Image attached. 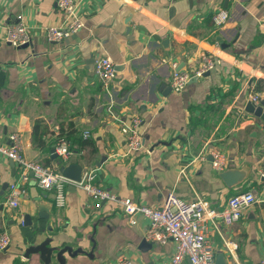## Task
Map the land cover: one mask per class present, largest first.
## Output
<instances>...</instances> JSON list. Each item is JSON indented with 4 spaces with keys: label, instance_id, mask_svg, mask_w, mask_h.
<instances>
[{
    "label": "crops",
    "instance_id": "1",
    "mask_svg": "<svg viewBox=\"0 0 264 264\" xmlns=\"http://www.w3.org/2000/svg\"><path fill=\"white\" fill-rule=\"evenodd\" d=\"M75 1L84 26L50 42L44 29L67 19L58 0H0V145L20 132L25 156L53 166L51 147L64 137L88 162L96 184L148 206H160L174 190L221 210L232 195L253 188L259 201L233 225L209 221V239L216 258L223 253L227 264H259L264 119L246 105L253 102L251 94L260 93L261 100L264 95L256 89L264 80V0ZM221 11L229 19L219 27L214 17ZM19 16L32 34L26 47L6 39ZM204 51L219 58L217 67L181 92L170 89L173 73L179 68L194 73ZM104 56L122 67L110 82L95 72V61ZM135 116L142 119L144 147L131 152L123 127ZM36 126L44 146L35 142ZM85 130L90 137H84ZM213 148L226 154L229 166L247 164L248 178L228 187L212 165ZM18 175L15 161L0 153V235L7 232L11 239L0 252V264H43L39 254L28 259L24 253L47 238L51 245L77 251L74 257L66 252L65 264L121 258L169 264L176 253L173 240L160 244L147 238V217L138 215L131 223L121 205H97L74 183L66 185V205L58 206L56 191L31 178L21 185L19 206L13 207L10 185ZM39 203L52 204L51 223L38 217ZM27 214L32 225L25 223ZM52 264H58L55 254ZM182 264L192 262L185 258Z\"/></svg>",
    "mask_w": 264,
    "mask_h": 264
},
{
    "label": "built area",
    "instance_id": "2",
    "mask_svg": "<svg viewBox=\"0 0 264 264\" xmlns=\"http://www.w3.org/2000/svg\"><path fill=\"white\" fill-rule=\"evenodd\" d=\"M59 7L66 12L67 19L60 25H49L45 30V36L50 42H61L66 37L78 32L84 26V20L78 14V6L75 0H58ZM229 19L226 11L219 12L215 17V24L222 27ZM6 39L12 45L19 47L32 41V34L28 26L19 21L8 26ZM219 58L214 53L204 51L201 54V63L194 73L187 71H175L170 81L172 90L181 92L190 83L193 76L200 77L206 72H211L219 64ZM95 72L104 82L112 81L117 75L116 63L110 56L100 57L95 61ZM254 103L261 101L260 93L251 94ZM142 119L135 116L130 125L123 127L128 135V148L136 152L144 147V138L141 133ZM84 137H90V131H84ZM23 134L13 132L10 135V143L0 145V153L15 161L19 167L18 178L10 185L9 204L19 206V197L24 190L22 184L35 178L38 185L47 190L56 191V203L58 206L66 205V185L74 183L84 189L87 194L97 200V205L104 201L115 202L121 205L131 223L136 222L138 215H144L150 221L147 230V238L151 241L165 244L170 240L176 243V253L169 264H182L188 258L192 264H216V249L209 239V221L214 225L219 222L225 225H233L245 215L246 211L259 201L257 192L253 188L232 195L221 210L211 206L209 200L196 198L188 200L182 198L174 190L167 192L160 206H148L131 197H121L110 189L104 188L94 182L93 172H88L82 182H73L63 176L53 166L42 164L37 160L28 158L24 154ZM57 153L65 159L73 154L69 142L62 137L57 143ZM212 165L217 172H223L229 166L226 154L218 148H213ZM185 174V169L181 174ZM260 176L264 178V168L260 170ZM11 239L7 232L0 235V252L6 250ZM229 246V244H228ZM233 249L236 245L232 246ZM107 264H132L128 258H121ZM259 264H264V257Z\"/></svg>",
    "mask_w": 264,
    "mask_h": 264
},
{
    "label": "water",
    "instance_id": "3",
    "mask_svg": "<svg viewBox=\"0 0 264 264\" xmlns=\"http://www.w3.org/2000/svg\"><path fill=\"white\" fill-rule=\"evenodd\" d=\"M29 43L22 45V47L28 46ZM117 70L122 68L121 66H116ZM181 68L178 69L180 71ZM210 72H206V75ZM197 77L193 76L190 82L196 81ZM172 89V87H170ZM246 111L264 119V95L260 104H256L252 101H249L246 105ZM51 158L53 159V167L59 171L63 176L68 178L73 182H82L88 173L89 167L88 162L81 158L77 153H73L68 161H64L60 155L57 153V144H53L51 147ZM250 167L245 164L242 167H237L235 165L228 166L223 172L220 173L221 178L226 183L228 187H233L243 183L248 176L250 175ZM9 183H6V185ZM38 217L41 219H48L51 223V212L49 213V207L52 204H43L39 203L38 205ZM25 223L27 225L33 224L32 216L27 214L24 217ZM51 229V227H50ZM52 238H47L44 241L29 246L24 255L26 258H30L31 254H39L40 259L43 264H52L53 255L55 254L58 264H65L67 259L65 257L66 252L74 257L77 254V251H73L70 247H59L58 245H51ZM145 246L150 245L146 243V239L143 241ZM216 264H227L225 261V255L220 253L217 255Z\"/></svg>",
    "mask_w": 264,
    "mask_h": 264
},
{
    "label": "trees",
    "instance_id": "4",
    "mask_svg": "<svg viewBox=\"0 0 264 264\" xmlns=\"http://www.w3.org/2000/svg\"><path fill=\"white\" fill-rule=\"evenodd\" d=\"M256 89L261 91V90H264V80H259L258 81V84L256 86ZM38 125V124H37ZM34 139H35V142L40 145V146H44L45 145V140H43L39 134H38V128L36 126L35 128V131H34Z\"/></svg>",
    "mask_w": 264,
    "mask_h": 264
}]
</instances>
